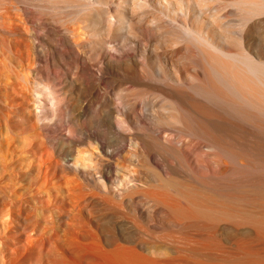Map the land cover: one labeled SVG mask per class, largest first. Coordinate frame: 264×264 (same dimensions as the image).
<instances>
[{
    "label": "bare ground",
    "instance_id": "6f19581e",
    "mask_svg": "<svg viewBox=\"0 0 264 264\" xmlns=\"http://www.w3.org/2000/svg\"><path fill=\"white\" fill-rule=\"evenodd\" d=\"M0 264H264V0H0Z\"/></svg>",
    "mask_w": 264,
    "mask_h": 264
}]
</instances>
